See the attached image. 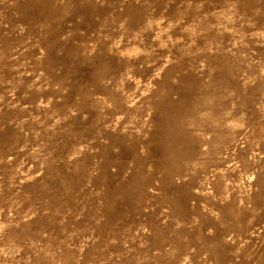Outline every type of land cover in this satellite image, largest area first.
<instances>
[{
    "label": "rangeland",
    "instance_id": "rangeland-1",
    "mask_svg": "<svg viewBox=\"0 0 264 264\" xmlns=\"http://www.w3.org/2000/svg\"><path fill=\"white\" fill-rule=\"evenodd\" d=\"M0 264H264V0H0Z\"/></svg>",
    "mask_w": 264,
    "mask_h": 264
}]
</instances>
